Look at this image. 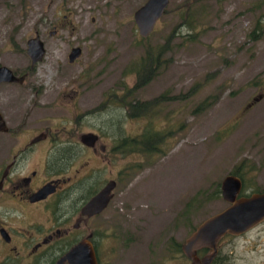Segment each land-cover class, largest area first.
I'll list each match as a JSON object with an SVG mask.
<instances>
[{"label": "rangeland", "instance_id": "1", "mask_svg": "<svg viewBox=\"0 0 264 264\" xmlns=\"http://www.w3.org/2000/svg\"><path fill=\"white\" fill-rule=\"evenodd\" d=\"M144 2L0 0V65L27 75L0 84V109L13 107L19 127L100 136L91 164L99 183L116 180L96 221L109 264H189L176 243L226 207L217 192L226 174L243 163L244 194L264 190V0H169L143 39L132 14ZM35 32L44 55L30 68L25 42ZM146 49L160 65L134 87ZM158 96L155 111L130 115L127 103ZM145 128L163 137L161 152L114 151V138ZM258 235L231 240L226 264H264Z\"/></svg>", "mask_w": 264, "mask_h": 264}, {"label": "flooded vegetation", "instance_id": "2", "mask_svg": "<svg viewBox=\"0 0 264 264\" xmlns=\"http://www.w3.org/2000/svg\"><path fill=\"white\" fill-rule=\"evenodd\" d=\"M29 61L32 68L35 63L30 58ZM13 74L21 76L22 81L0 84H20L27 76ZM5 108L7 111L0 109V264H109V256L98 252L96 221L113 197L116 180L110 177L99 183L96 168L91 164V157L100 152L96 148L100 136L95 130L83 132L97 135L93 145H86L81 141L82 133L73 137L76 132L66 131L65 127L64 131L31 125L19 127L14 108ZM73 120L76 124V118ZM113 150L111 146L105 152L109 155ZM250 171L243 165L242 175L228 173L240 179L239 195L244 194L242 189L247 186L243 174ZM110 180L115 185L105 207L99 213L85 212L84 207ZM262 191L252 189L246 194ZM263 231L264 220L238 235L225 233L217 243L211 264L227 263L231 251L223 248L231 240L251 232L257 238ZM82 241L90 244L91 259L77 260L69 255ZM206 251L207 248L199 249L197 255Z\"/></svg>", "mask_w": 264, "mask_h": 264}, {"label": "water", "instance_id": "3", "mask_svg": "<svg viewBox=\"0 0 264 264\" xmlns=\"http://www.w3.org/2000/svg\"><path fill=\"white\" fill-rule=\"evenodd\" d=\"M168 3L169 0H145L133 11L132 19L141 38H147L151 34L156 22L164 14ZM25 43L26 53L31 63L40 61L44 55V48L39 36L34 34ZM79 54V47L71 48L68 53V61L73 62ZM21 81V76L17 77L8 67L0 65V82ZM80 137L82 143L86 145H93L97 139V135L91 132L82 133ZM114 185L113 180L108 181L83 210L88 214L99 213L111 197L109 193ZM219 190L220 196L228 204L227 207L198 223L180 244L181 253L189 260V264H211L217 252V243L225 233L238 235L264 220V191L246 196L239 195L241 181L232 174H226L220 180ZM203 248H207V251L198 256L197 250ZM91 250L90 244L82 241L70 250L69 255L77 260H88L92 258Z\"/></svg>", "mask_w": 264, "mask_h": 264}, {"label": "trees", "instance_id": "4", "mask_svg": "<svg viewBox=\"0 0 264 264\" xmlns=\"http://www.w3.org/2000/svg\"><path fill=\"white\" fill-rule=\"evenodd\" d=\"M255 29H253L249 36L251 38H256ZM161 50V49H160ZM159 50V51H160ZM158 53L156 51H152L150 49L145 50V54L142 56L140 63L138 64V70L136 72V81L134 87L141 86L143 83L147 82L152 78L156 73L157 69L159 67V57L157 56ZM161 101L159 96L155 99L151 100L150 102H140V101H132L130 103H127V107L130 109V115L131 116H139L142 113H147L151 111H155L157 109V102ZM148 122V121H147ZM116 143L118 142V148L116 151H119L120 154H127L130 153H138L140 155L146 156L151 155L152 153H159L161 152V149L159 147V140L163 139L162 136L159 135V133L155 130H152L151 128H145L141 131V133L135 138V137H128L127 135L118 136L117 138H114ZM117 147V144H115ZM243 171V163H241L236 169H234V172L236 174L242 175ZM217 192H219V189H217ZM244 193L243 191L241 194ZM247 195V194H243ZM176 251L181 252L180 250V243H176L175 246Z\"/></svg>", "mask_w": 264, "mask_h": 264}]
</instances>
